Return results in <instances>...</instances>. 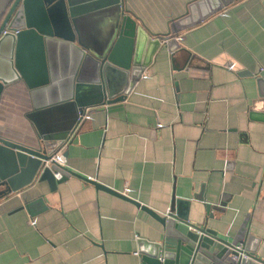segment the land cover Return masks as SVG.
I'll return each instance as SVG.
<instances>
[{"label":"crops","instance_id":"0c3cea01","mask_svg":"<svg viewBox=\"0 0 264 264\" xmlns=\"http://www.w3.org/2000/svg\"><path fill=\"white\" fill-rule=\"evenodd\" d=\"M121 1L147 34L162 36L185 16L189 27L161 42L124 101L83 108L89 115L65 152L76 176L54 187L35 181L0 200V264H141L138 240L158 242L164 232L135 203L166 217L176 200L189 202L191 223L228 242L247 221L244 247L264 261V103L256 83L264 0H237L204 20L202 0ZM88 2L78 14L86 41L100 44L114 9L109 0ZM57 67L62 86L63 56ZM91 94L79 98L88 103ZM77 109L45 113L42 132H71ZM32 113L23 82L5 88L0 137L35 146Z\"/></svg>","mask_w":264,"mask_h":264},{"label":"water","instance_id":"95a60500","mask_svg":"<svg viewBox=\"0 0 264 264\" xmlns=\"http://www.w3.org/2000/svg\"><path fill=\"white\" fill-rule=\"evenodd\" d=\"M88 1L93 0H0V97L5 88L23 82L33 104L29 119L36 128L35 146L0 137V200L35 181H45L54 187L76 176L54 163L47 166L69 131L43 133L40 127H44L42 118H45V113L56 107L78 108L77 120L85 107L121 103L149 65L161 42L189 27L183 25L185 16L162 36L147 34L137 28L135 21L127 15L121 0H109L115 14L111 35L106 43L90 45L85 38V23L78 14ZM235 1L202 0L208 6L202 20ZM146 44L148 49L144 57ZM171 44L172 41L166 42L168 46ZM59 56H63L66 62L62 86L55 83ZM256 83L259 101L264 103V70L258 74ZM85 89L92 93V100L88 103L79 98ZM59 91L62 96L56 99L55 93ZM57 174L59 180L55 178ZM135 205L158 222L164 232L158 242L138 240L141 264H231V248L241 243L245 236L247 221L232 242L219 238L215 232L206 229V225L191 223L189 202L186 201L176 200L167 217L137 203ZM27 209L31 211V208ZM245 251L249 258L241 264H264L255 251L251 252L248 247Z\"/></svg>","mask_w":264,"mask_h":264},{"label":"built area","instance_id":"2783aa9c","mask_svg":"<svg viewBox=\"0 0 264 264\" xmlns=\"http://www.w3.org/2000/svg\"><path fill=\"white\" fill-rule=\"evenodd\" d=\"M88 115H89L88 110H83L81 113L78 114L74 128L71 130V132H69L67 138L63 141V143L52 154L49 162H47V166L50 163H54L59 167L65 168L66 166L65 152L67 150V147L69 143L71 142L72 138L74 137V135L76 134V132L78 131L81 124L87 119ZM55 178L59 179L60 176L57 174L55 175ZM231 250L233 253L230 256L231 264H241L243 260L249 258L248 253L245 251L243 242L236 244L235 246L231 248Z\"/></svg>","mask_w":264,"mask_h":264},{"label":"rangeland","instance_id":"374dc122","mask_svg":"<svg viewBox=\"0 0 264 264\" xmlns=\"http://www.w3.org/2000/svg\"><path fill=\"white\" fill-rule=\"evenodd\" d=\"M106 43L105 41L100 42V44Z\"/></svg>","mask_w":264,"mask_h":264}]
</instances>
